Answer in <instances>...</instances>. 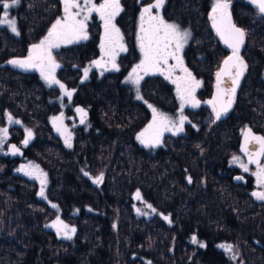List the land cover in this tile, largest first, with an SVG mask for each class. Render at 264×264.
I'll list each match as a JSON object with an SVG mask.
<instances>
[{"label":"trees","instance_id":"trees-1","mask_svg":"<svg viewBox=\"0 0 264 264\" xmlns=\"http://www.w3.org/2000/svg\"><path fill=\"white\" fill-rule=\"evenodd\" d=\"M209 4L170 0L162 12L192 30L189 65L203 77L205 96L211 97L214 76L228 50L211 25ZM58 14L56 0H21L16 15L26 41L0 29V109L32 131L25 153L47 170L48 197L76 233L71 240L58 239L45 226L55 215L53 209L37 197L36 184L16 172L20 159L0 155V264H264V201L252 195L249 180L235 182L229 166V158L239 154L240 130L246 124L264 134V100L247 97V80L261 79L264 69L259 58L264 55V17L255 6L249 0H231L233 21L249 31L242 51L248 68L232 111L219 121L208 106L189 111L194 123L186 124L181 134L165 135L153 148L136 138L150 110L116 74L75 84L77 66L97 55L92 35L58 52L72 65L63 76L74 80V100L89 110L91 130L78 126L71 148L53 132L42 87L33 85L32 74L5 62L24 53L26 42L38 41ZM166 86L152 77L142 91L151 102L170 107L175 98ZM21 135L18 130L13 138L19 146L16 136ZM85 170L95 177L103 173V182L93 183ZM138 190L171 222L136 215L132 204ZM221 242L232 244L237 261L217 246Z\"/></svg>","mask_w":264,"mask_h":264},{"label":"snow or ice","instance_id":"snow-or-ice-1","mask_svg":"<svg viewBox=\"0 0 264 264\" xmlns=\"http://www.w3.org/2000/svg\"><path fill=\"white\" fill-rule=\"evenodd\" d=\"M166 0H155L148 7H144L139 17V48L142 54L140 63L136 64L129 74L126 83H132L137 87V99H143L139 95V85L145 75H155L159 73L164 75L166 79H172V73L179 68L183 73L182 76L173 79L172 82L177 86V96L181 102V113L186 105L192 108L200 106V101L196 98V90L201 87L202 81L196 79L195 76L184 66L181 53L191 38L189 30H182L178 24L169 23L159 10L163 8ZM255 6L258 13L264 16V0H249ZM21 0H0V7L3 8V15L0 17V25H7L11 32L19 36L20 32L17 28L15 19L10 18L9 9L19 7ZM63 16L57 18L49 28L47 35L39 41V43L31 45L28 55L24 58H16L8 61V64L15 68L39 71L41 77L49 86L58 85L64 96L71 100L75 89H68L65 84L61 83L56 78V70L60 67L57 63L53 50L59 49L62 45H70L88 40L87 21L93 13L98 14L100 20L103 21L104 38L100 44L102 56L99 60L92 61L89 67L83 70L84 79L88 78L89 71L92 67L103 68L105 70L119 71V66L116 64V57L120 52H127L124 44V37L120 29L117 27L116 17L124 11L121 0H102V3L97 4L95 0H62ZM231 0H214L211 8L209 19L212 22V27L216 34L231 49V54L223 60L222 66L216 73V95L213 99L206 101L211 106L215 120L219 121L223 116L231 110L235 102L236 90L239 87L240 81L247 71L248 65L241 55V49L245 45L246 31L238 27L232 19L230 11ZM156 9V13H153ZM107 58V60L105 59ZM169 60H174L175 65H169ZM111 68H108V65ZM225 81L229 82L228 87H222ZM152 110V121L148 126L139 133L136 137L145 147L153 148L161 145L165 132H171L173 135H178L184 131V124L187 117L181 115L179 120H174L165 113L159 112L152 105H148ZM76 112L81 115V123L85 122L87 112L83 108H76ZM63 115L53 117L54 126L57 132L65 138L67 147H72V136L63 125ZM10 123L19 124L20 121L13 120L12 116L8 115ZM59 123L57 124V122ZM191 123L190 121H188ZM195 127V125H193ZM27 139L23 141L24 146H27L33 137V133L29 129H25ZM7 128H0V148H2L7 137ZM250 145L258 147L250 148ZM12 154L20 152L16 145H11ZM241 151L248 157L247 163L241 161L240 157L234 156L233 163H238L243 168L244 172H249V164L256 166V171L252 173L256 177L257 185L264 188V136L255 135L249 128L244 132V146ZM18 171L24 172L25 175L31 176L40 181L41 188L39 195L44 199L45 186L47 184V174L44 173L38 165L28 164L22 166ZM86 176L87 172L84 173ZM188 182H192L189 176ZM242 179V177H237ZM104 180L103 173L93 179V183L101 184ZM136 198L141 200V193L136 192ZM252 195L260 201H264V191L253 192ZM146 203V202H145ZM51 207L58 209V205L51 204ZM147 207L156 212V209L151 204ZM139 215H146L139 208L136 209ZM168 220L169 217L165 216ZM169 222H171L169 220ZM56 230L58 236L64 239L71 240L76 233L75 227H70L59 216L50 225H45ZM193 243H198L195 236L192 237ZM200 243V247H204ZM225 251L233 253L231 244L221 245Z\"/></svg>","mask_w":264,"mask_h":264},{"label":"rangeland","instance_id":"rangeland-1","mask_svg":"<svg viewBox=\"0 0 264 264\" xmlns=\"http://www.w3.org/2000/svg\"><path fill=\"white\" fill-rule=\"evenodd\" d=\"M58 6H59V14L53 19V21L51 22V24L49 25V27L47 28V30L45 32H48L49 28L51 27V25L55 22V20L57 18H60L63 16V3H62V0H56ZM95 2L97 4L99 3H102V0H95ZM209 10H211L212 8V5L214 3V0H209ZM19 7H15V8H12V9H9V14H10V18H13L16 20L17 22V28H18V31L20 32V29H19V25H18V20L16 18V11L18 10ZM3 8L0 7V17H2L3 15ZM156 9H153V13L155 14L156 13ZM230 11H231V8H230ZM162 13V9L159 10V14L161 15ZM99 16L98 14L96 13H93L91 15V17L89 18V20L87 21V31L89 32L93 27V24L97 21H100L99 20ZM116 21V20H115ZM168 21L169 23H175V24H178L180 26V28L182 30H189L191 32V38L189 39L188 43L185 45L182 53H181V56L183 58V62H184V66L186 68H188V70L193 74V76L196 77V79L198 80H201L203 83L201 85V87H199L197 90H196V98L200 101V106L199 107H196V108H192L190 105H186L183 109V113H181V102L177 96V86L176 84H174L172 82L173 79H176L177 77L179 76H182L183 73L179 70V68H177L173 73H172V79H166L164 75H160L159 73L155 74V75H152V74H149V75H145L143 80H141L140 82V85H139V95L143 97V99H137V87L132 84V83H126L125 81H127L128 77H129V74L132 72V69L135 67H130L129 69H127L126 71H121V63L119 61V58L121 57V55H125L126 52H120L117 57H116V64L119 66V71H115V70H110V71H106L105 69L103 70V68H96V67H92L91 70L89 71V74H88V78L87 79H90V77H97L96 79H100L102 78L103 76H105L108 72H111V73H119V72H122L123 73V78H122V83H120L121 85H124L126 87H129L131 89V91L133 92V97L135 100L145 104L147 107L148 105H152L153 107H155L159 112H162V113H165L167 114L168 116L172 117L174 120H179L180 116L183 115V116H186L187 117V121H185V124H184V130H185V127H186V124H188L190 121L191 123H194V120L193 118L191 117L190 115V112L189 111H196V110H200L202 107H205V106H208L211 111H212V108L211 106H209L206 101L208 100H211L212 97H208V96H205V91L207 90L206 89V83L203 79L202 76H199L197 73H194L193 72V69L190 67V62H189V50H190V44H191V41H192V30L190 29L189 26L187 25H184L182 24L181 22L179 21H175V20H166ZM234 22V21H233ZM116 23V22H115ZM235 23V22H234ZM236 24V23H235ZM102 25H103V22H102ZM117 25V24H116ZM117 27L119 28V26L117 25ZM0 28H4L6 29L8 32H10V34L12 35H15L14 33L11 32L10 28L7 27V25H0ZM121 31V30H120ZM139 31L140 29L138 28V31L137 33L135 32L136 34V37H135V43H136V46H137V50H138V53L137 55L139 56V59L141 61L142 59V54L140 52V48H139V41H138V34H139ZM122 33V31H121ZM123 34V33H122ZM90 34L88 33V36ZM17 36V35H16ZM46 36V34L44 33L38 41L36 42H30L28 45H27V52H26V55H28V52H29V49L31 48V45L33 44H36V43H39V41L41 39H43L44 37ZM100 38H99V41L97 42V55L90 59V60H87L85 63L81 64V65H78L77 66V71H78V80H81V79H84V75H83V70L87 67H89V65L92 64V61L96 58V57H99L102 56V51H101V48H100V44L104 38V28H102L101 26V32H100ZM90 37V36H89ZM123 37H124V44L127 48V43L129 42L128 39L125 38V35L123 34ZM89 39V38H88ZM132 41V40H131ZM84 41H81L79 43H82ZM74 44H78V43H74ZM72 45V44H70ZM69 45H62L59 49H55L53 50V55L56 56L58 55V52L64 48H67ZM57 53V54H56ZM187 55V56H186ZM196 57L197 58H201L202 56L200 54H196ZM56 58V57H55ZM107 60V58H105ZM56 61L57 63H60V58H56ZM139 61V63H140ZM62 63V62H61ZM175 61L174 60H170L169 61V65H175ZM109 68H111V65L109 64L108 65ZM62 66L60 65V67L56 70V78H58V80L60 81V77L58 76L59 74V71L61 70ZM74 68V66H73ZM152 77H159L160 79L164 80L165 82H167V89L172 92L174 98H175V103L172 105V106H162L160 104H155L153 102H151L148 98H146V96L144 95L143 91H142V84L144 83L145 80H147L148 78H152ZM86 79V80H87ZM85 80V79H84ZM62 82V81H60ZM49 87H52V86H49ZM66 87L68 89H75V92L71 98V100L68 99V97L64 96L62 90L59 88L58 85H53V89L56 90L57 92V95L54 96L52 99H50V112L48 114H46V119H47V122L48 124L51 126L53 132L58 135L60 137V139L62 140V142L65 144V138L63 135H61L60 132H57L56 130V126H54V123H53V120L52 118L53 117H58V116H61L63 115L64 119H63V125L67 128V131L69 133H71V136H72V139H73V136H74V131L75 129L80 126L83 128V131L87 132L89 130H91V127H92V124L91 122L88 120V122H86L84 125H78L77 123V119L75 117V115L73 114V111H72V108L74 107V104L76 103L75 102V95H76V88L75 86H68L66 85ZM149 108V107H148ZM150 110V118H149V121L147 122V124L142 128V130L140 131V133L142 131H144V129L148 126L149 123H151L152 121V110L151 108H149ZM213 113V112H212ZM11 115L13 120H18L20 121L19 124L17 123H10L9 120H8V115ZM59 123V121L57 122V124ZM0 128H7L8 129V132H7V137L5 139V142L2 146V148H0V155L2 156H9L8 154V144L10 142H12L11 140H13L14 136H15V133L19 130H21L22 132V135L21 136H16L18 139H19V142L21 144V146H23V148L27 147V146H24L23 144V141L25 139H27V133L25 131V129H28L25 125V123H23L21 121L20 118L14 116L13 114H11L7 109H0ZM256 131V130H255ZM184 132V131H183ZM181 132V133H183ZM259 132V131H257ZM180 133V134H181ZM165 135H173L171 132H165L163 137ZM18 142V143H19ZM30 142V141H29ZM72 143V141H71ZM66 145V144H65ZM142 146H144L143 144H141ZM67 146V145H66ZM145 147V146H144ZM25 158H20V161L18 162L17 164V167H16V172L19 173L20 175H22L23 177L33 181L35 184H36V188H37V191H36V195L39 199L41 200H44L50 207H51V204H56L58 205L56 202H53L49 199L48 197V187H49V175H48V172L47 170L32 156L30 155L29 153L26 152V154L24 155ZM234 156H238L240 157L241 161L244 162V163H247L246 160L244 159V157L241 155V154H234L232 155L230 158H229V166L231 168H237L241 173H246V176L249 178V181L251 182V190H252V193L253 192H257V191H264V188H260L258 187L257 185V181H256V177L254 175H252L253 172L256 171V166L255 167H252L250 165H248L249 167V172H244L243 171V168L240 167V165L238 163H233V157ZM15 159H18V158H15ZM34 164V165H38L39 168L47 174V184L45 186V196L47 197V199H44L43 197H41L39 195L40 193V188H41V184H40V181L37 180V179H34L33 177L31 176H28V175H25L24 172L22 171H18V169H20L22 166H26L28 164ZM264 163V162H263ZM92 181L94 178H96L95 176L91 175L87 170H85ZM99 176V175H98ZM137 192V191H136ZM136 192L133 193V210L134 212L136 213V215L138 216H141V217H152V216H157L161 219H163L164 221H166L167 223L169 222L170 219L166 220L164 219L165 216L168 217L167 214L163 213L162 211H160L159 209H157L153 204H151L148 200H146L142 195V199L141 200H138L136 198ZM146 202V203H145ZM147 204H151L153 208L156 209V212H152L151 209H149L147 207ZM52 208V207H51ZM139 208L142 212L146 213V215H139L136 211V209ZM53 211H54V217L47 223V225H50L51 223H53V221L56 220L57 216L60 217V219H62L64 221V218H62L61 216V213H60V207L58 206V209H54L52 208ZM66 224H68L70 227H74L72 226L71 224L67 223L66 221H64ZM48 229L52 230L53 232L56 233V230L51 228V227H48ZM57 235V233H56ZM58 239H64L62 238L61 236H58ZM67 240V239H65ZM226 244H230V243H227V242H221V243H218L217 246L220 248V249H223L225 251L224 248L221 247V245H226ZM232 245V244H231ZM234 251V250H233ZM226 254L229 256V258L231 260H235L237 261V257L235 255V258H233V253H229L227 251H225ZM235 253V252H234ZM236 254V253H235Z\"/></svg>","mask_w":264,"mask_h":264},{"label":"flooded vegetation","instance_id":"flooded-vegetation-1","mask_svg":"<svg viewBox=\"0 0 264 264\" xmlns=\"http://www.w3.org/2000/svg\"><path fill=\"white\" fill-rule=\"evenodd\" d=\"M155 0H121V5L124 9L123 12L120 13L119 16L116 17V24L119 26V29L122 31V33L125 35V38L129 40V42L127 43V52L125 53V55H121V57L119 58V61L121 63V71H126L127 69H129L130 67H133L135 66L136 64L139 63L140 59H139V56L137 55L138 53V50H137V46H136V43H135V37H136V34L135 32L137 33L138 31V28H139V24H140V20H139V17L141 15V12L143 10L144 7H148L150 4L154 3ZM167 2H170V0H166L165 4H167ZM164 4V5H165ZM163 9V8H162ZM211 11V10H210ZM209 11V13H210ZM208 13V14H209ZM161 15L163 16V18L165 20H170V18L166 15H164V13L162 12ZM264 17V16H263ZM16 18L18 20V16L16 15ZM180 19V18H179ZM100 20V19H99ZM175 21H177V19H174ZM102 20L100 21H97L93 24V27L96 28V29H92L90 30L88 33L90 34L89 36L91 37L94 36L96 39H97V42L99 41V38H100V32H101V26L102 28L103 25H102ZM18 25H19V20H18ZM1 30H3L4 32H6L9 36H11L12 38H15L16 40H20L21 42H25L26 40L23 38L22 36V32L20 30V35L19 36H16V35H12L10 34V32H8L6 29L4 28H0ZM20 29V27H19ZM246 32H249L246 30ZM216 33V32H215ZM45 34L47 35V32H45ZM217 35V34H216ZM89 37V38H90ZM219 37V36H218ZM220 39V37H219ZM89 40V39H88ZM88 40L84 41V42H87ZM132 40V41H131ZM82 42V43H84ZM30 42H26V50L24 53H17V55H13L11 57L8 58V60L5 62L6 65L10 66L11 69L13 70H18L22 73H25V74H32V77L34 78V81H32L33 85L36 87V84L40 87H42L41 90L44 91V96L46 97V100L48 102V111L46 112L47 114L50 112V99H52L54 96L57 95V92L56 90L53 89V85L52 87H49V85L47 84V82L41 77L39 71L37 70H23V69H19V68H15L13 67L12 65L8 64V61L11 60V59H16V58H24L26 57V52H27V45L29 44ZM80 44V43H78ZM76 44H72V45H69L67 48L71 47V46H74ZM225 47V46H224ZM227 50H228V54H231V50L228 49L227 47H225ZM65 49V48H64ZM242 51H243V48L241 49V55L243 56L242 54ZM96 52H97V46H96ZM57 54V53H56ZM100 56V55H99ZM187 56V55H186ZM57 59L60 58V62L59 64L62 66L61 70L59 71V74L58 76L60 77V81H62L61 83L65 84V85H68V86H74V80L72 79V77H64L63 74L65 73V69H70L72 71V65L68 66V64H66L64 62V57L62 56H58L56 55L55 56ZM244 58V56H243ZM259 58L261 61L264 62V55H259ZM245 60V59H244ZM170 61V60H169ZM3 66V65H1ZM262 66V64H261ZM109 67V66H108ZM262 68H264V63H263V66ZM104 70V69H103ZM107 71V70H106ZM110 71V70H109ZM122 72H119V73H114L118 76L119 80L118 82L119 83H122V78H123V73ZM262 74H263V77L261 79H248L247 81L250 82V94L247 93V97H252V96H258L260 100H264V93H260V91H264V69L262 70ZM245 75V73H244ZM244 78V76H243ZM243 78L241 80V83L238 87V90L236 92V95H235V100H236V96L241 88V85H242V82H243ZM58 79V78H57ZM90 79H87V80H84V79H81V80H78L77 83L75 84H81V83H86V82H89ZM146 81V80H145ZM144 81V82H145ZM36 82V84H35ZM143 85V84H142ZM247 85L245 86V89H244V92L247 90ZM212 95H213V89H212ZM212 97V96H211ZM235 103V102H234ZM234 103H233V106L231 108L230 111H232V109L234 108ZM77 104H80V103H75L74 104V107L77 105ZM82 105V104H81ZM74 107L72 108V111H73V114L75 115V112H74ZM214 114V113H213ZM76 117V115H75ZM90 117V116H89ZM77 119V118H76ZM89 118L85 121L88 122ZM84 123V124H85ZM83 124V125H84ZM246 126H251V125H248L246 124L241 130H240V138H241V135H242V132L244 130V128ZM252 127V126H251ZM253 128V127H252ZM254 129V128H253ZM255 130V129H254ZM260 132V131H259ZM262 133V132H261ZM58 136V135H57ZM59 137V136H58ZM60 138V137H59ZM12 142H15L13 140H11ZM240 141V139H239ZM238 151H239V145H238ZM26 153L24 152V155ZM239 154L240 151H239ZM242 155V154H241ZM243 156V155H242ZM25 158V156L23 157V159ZM10 159H14V158H11ZM20 159V158H19ZM245 159V158H244ZM247 162V161H246ZM264 162V160H262V163ZM250 166L252 167H255V165H251L249 164ZM234 169V175H233V179H234V176L236 174H242L245 178H246V182L249 180V178L246 176V173H241L236 167L233 168ZM245 182V183H246ZM242 183V182H240Z\"/></svg>","mask_w":264,"mask_h":264},{"label":"water","instance_id":"water-1","mask_svg":"<svg viewBox=\"0 0 264 264\" xmlns=\"http://www.w3.org/2000/svg\"><path fill=\"white\" fill-rule=\"evenodd\" d=\"M210 13H211V11H210ZM210 13H209V17H210ZM210 22H211V20H210ZM212 23V22H211ZM214 29V28H213ZM215 30V29H214ZM216 32V31H215ZM222 41V40H221ZM222 44H223V46H225V47H227L225 44H224V42L222 41ZM228 48V47H227ZM229 49V48H228ZM231 50V49H230ZM230 55V54H229ZM101 58V56H99V57H96L94 60H99ZM227 58V56L224 58V59H226ZM93 60V61H94ZM222 63H223V61H222ZM222 63H221V66H222ZM221 66H220V68H221ZM109 68V67H108ZM220 68L218 69V71L220 70ZM110 69V68H109ZM107 71H109V70H107ZM242 80V79H241ZM240 83H241V81H240ZM228 85H229V82L228 81H225V83L222 85V87H228ZM240 85V84H239ZM237 90H238V88H237ZM237 90H236V92H237ZM216 95V75H215V78H214V84H213V95H212V99H213V97ZM233 106V105H232ZM83 108V109H85V111L87 112V116L85 117V121L89 118V110L87 109V108H85L83 105H81V104H77L75 107H74V112H75V115H76V118H77V123H78V125H83L84 123H81L80 122V120H81V115L79 114V113H77L76 112V108ZM230 112V111H229ZM228 112V113H229ZM228 113H227V115H228ZM226 115V116H227ZM225 116H223L222 118H224ZM251 129L252 130V132L255 134V135H259V136H264V134L263 133H261V132H257V131H255L251 126H246L245 128H244V130H243V132H242V135H241V138H240V141H239V151H240V153L243 155V157L245 158V160L247 161L248 160V157L245 155V153L244 152H242L241 151V148L244 146V132L247 130V129ZM16 145V147L17 148H19L20 149V152L19 153H17V154H15V155H13L12 154V149H11V145ZM250 148H253V147H258V146H256V145H250L249 146ZM24 149L22 148V147H20L19 145H17V143L16 142H10L9 144H8V154L10 155V157L11 158H23L24 157ZM251 165H253V164H251ZM254 166V165H253ZM237 177H242V179H237ZM235 182H237V183H240V182H242V183H245L246 182V178L242 175V174H236L235 176H234V179H233Z\"/></svg>","mask_w":264,"mask_h":264}]
</instances>
